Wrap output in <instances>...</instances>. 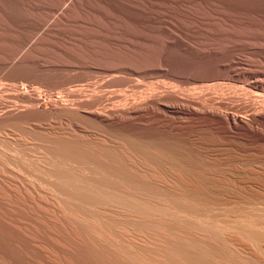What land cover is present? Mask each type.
<instances>
[{
    "label": "bare ground",
    "instance_id": "6f19581e",
    "mask_svg": "<svg viewBox=\"0 0 264 264\" xmlns=\"http://www.w3.org/2000/svg\"><path fill=\"white\" fill-rule=\"evenodd\" d=\"M247 77L252 97L163 102L172 120L134 136L123 111L114 145L39 133L34 160L14 146L18 103L33 120L109 119L0 86V264H264V78Z\"/></svg>",
    "mask_w": 264,
    "mask_h": 264
},
{
    "label": "rangeland",
    "instance_id": "374dc122",
    "mask_svg": "<svg viewBox=\"0 0 264 264\" xmlns=\"http://www.w3.org/2000/svg\"><path fill=\"white\" fill-rule=\"evenodd\" d=\"M0 72L2 88L34 93L49 101L43 108L109 119L33 120L16 101L21 160L37 157L38 134L50 130L114 145L128 132L125 110L134 136L149 120H172L163 102L197 109L252 97L242 83L264 78V0H0Z\"/></svg>",
    "mask_w": 264,
    "mask_h": 264
}]
</instances>
